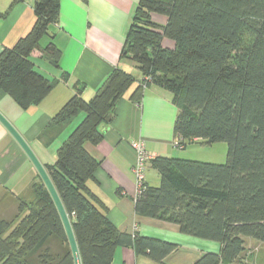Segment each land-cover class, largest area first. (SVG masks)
<instances>
[{
    "label": "trees",
    "instance_id": "16d2710c",
    "mask_svg": "<svg viewBox=\"0 0 264 264\" xmlns=\"http://www.w3.org/2000/svg\"><path fill=\"white\" fill-rule=\"evenodd\" d=\"M34 10L30 32L0 53V88L25 109L40 103L55 85L32 53L42 51L55 67L62 54L54 42L41 43L58 25L61 0H35ZM155 15L166 17V23ZM122 58L138 63L141 79L117 68L92 99H84L80 87L53 118L55 126L63 127L85 113L56 160L45 165L70 216L83 264H115L119 246L167 264L166 258L179 249L139 231H121L88 184L100 162L86 145L104 139L118 102L135 84L130 98L137 103L152 85L172 94L178 107L175 139L182 145L177 149L197 139L228 145L224 163L151 157L161 182H144L136 213L175 223L185 235L220 245L219 252H205L193 264H234L246 250V238L264 243V0H139ZM35 195L33 202L21 203L17 221L0 219V264H74L42 179ZM53 236L66 252L49 250Z\"/></svg>",
    "mask_w": 264,
    "mask_h": 264
},
{
    "label": "crops",
    "instance_id": "0c3cea01",
    "mask_svg": "<svg viewBox=\"0 0 264 264\" xmlns=\"http://www.w3.org/2000/svg\"><path fill=\"white\" fill-rule=\"evenodd\" d=\"M138 3L139 0H61L58 25L53 26L48 37V43L54 42L62 52L60 67H55L42 51L32 53L34 60L47 59L45 70L41 66L38 69L54 80L53 89L40 103L25 109L0 88V111L44 165L56 160L61 144L85 117L81 113L63 127L53 123L55 115L78 88H83V98L90 100L115 69L131 71L130 59L122 58V51ZM34 5L35 0H0V53L30 32L36 20ZM154 18L162 24L167 20L159 15ZM141 78L142 75L138 77ZM135 86L118 102L113 121L105 126L104 139L97 145H86L100 162L88 184L103 202L102 209L110 221L121 231L130 234L139 231L143 236L178 244L179 249L166 258V263L193 264L205 252H219L220 245L185 235L175 223L136 213L133 168L137 153L132 143L143 140L152 157L194 160L204 159L199 156L205 155L204 146L212 145L197 139L189 144L194 149L188 145L180 152L173 145L178 107L172 94L152 85L137 103L130 98ZM145 178L151 186L161 182L160 173L151 161L147 163ZM41 179L26 152L0 122V219L17 221L21 203L35 200V185ZM49 245H54L51 249L54 254L66 252L65 245L55 236L48 240L46 246ZM149 260L152 261L147 256H137L131 247L119 246L115 251V264H152Z\"/></svg>",
    "mask_w": 264,
    "mask_h": 264
},
{
    "label": "water",
    "instance_id": "95a60500",
    "mask_svg": "<svg viewBox=\"0 0 264 264\" xmlns=\"http://www.w3.org/2000/svg\"><path fill=\"white\" fill-rule=\"evenodd\" d=\"M0 122L7 128V130L12 134L15 140L20 144L23 150L26 152L28 157L31 159L35 165L40 177L42 178L45 186L47 187L55 205L61 217L62 223L64 225L66 235L69 241L70 249L74 259V264H83L78 241L73 229V225L70 216L67 212L65 204L50 176L45 165L39 159L37 154L34 152L33 148L27 142V140L22 136V134L17 130V128L11 123V121L0 111Z\"/></svg>",
    "mask_w": 264,
    "mask_h": 264
},
{
    "label": "rangeland",
    "instance_id": "374dc122",
    "mask_svg": "<svg viewBox=\"0 0 264 264\" xmlns=\"http://www.w3.org/2000/svg\"><path fill=\"white\" fill-rule=\"evenodd\" d=\"M51 31H53V29H51ZM48 37L50 38V36H45L43 38V40L41 41V43L43 45H46L48 43ZM35 61L37 62L38 68L41 66L42 70H43V68L45 70L46 64L48 63L46 58L37 59ZM129 61L133 65V66L131 65V67H130V70H131L130 73L134 77L138 78L141 75V71L138 67V63L135 60H131V59ZM198 145H200V144H198ZM190 146H191L190 149H194V147H192V145H189L188 147H190ZM199 147H201V146H199ZM204 147H206V149H204L205 155H204V153H202V155H199L200 158H204V159H196V160H203V161H207V162L209 161V162H217V163L226 162L227 155H228V145L226 142H219V143L212 144V146H210V147H208V146H204ZM179 151L181 152L184 150H179ZM206 151H208V152H206ZM194 156H197V155H194ZM208 159H211V160L220 159V160L211 161ZM145 174H146V172H145ZM52 248L54 249V245H51V246L49 245V250H51ZM42 258L44 259L45 262L46 261L47 262L52 261V258L49 256H42ZM21 261H22V263L25 262L23 259ZM149 261H151V260H149ZM55 263H56V260H53V262H48L47 264H55ZM151 263L152 264H159L158 262H156L154 260H152ZM234 264H264V243L254 239V238H246V250H245V252H243V254L239 258V260H237Z\"/></svg>",
    "mask_w": 264,
    "mask_h": 264
},
{
    "label": "built area",
    "instance_id": "2783aa9c",
    "mask_svg": "<svg viewBox=\"0 0 264 264\" xmlns=\"http://www.w3.org/2000/svg\"><path fill=\"white\" fill-rule=\"evenodd\" d=\"M175 147L182 146L180 141L176 138L173 142ZM133 148L137 153L136 164L133 168L136 176L137 195L141 192L144 182L146 181L145 172L147 163L151 159V155L146 149L145 142L143 140H137L132 143Z\"/></svg>",
    "mask_w": 264,
    "mask_h": 264
}]
</instances>
